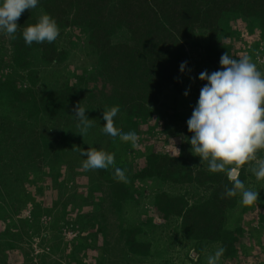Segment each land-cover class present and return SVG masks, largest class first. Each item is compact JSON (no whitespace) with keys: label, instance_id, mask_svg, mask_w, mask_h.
<instances>
[{"label":"rangeland","instance_id":"obj_1","mask_svg":"<svg viewBox=\"0 0 264 264\" xmlns=\"http://www.w3.org/2000/svg\"><path fill=\"white\" fill-rule=\"evenodd\" d=\"M122 1L73 0L62 14H50L43 7L47 0H40L19 18L16 39L0 34V264H207L222 240L230 254L220 264H264V179L251 172L264 160V150L236 173L258 191L259 201L242 206L236 196L224 210L222 226L228 233L221 240L187 236L181 218L162 210L166 196L190 205L210 199L214 183L178 182L176 170L167 171L165 165L155 171L158 176H137L151 153L183 156L193 171L212 173L182 138L191 137L186 121L204 83L198 76L220 67L225 52L234 58L249 56L264 73L260 20L236 11L221 13L213 45L207 29L193 30L184 45L190 71L176 86L164 85L155 102L140 105L132 101V69L116 71L139 45L135 32L125 17L96 18ZM155 10L145 12L148 23L166 26ZM44 13L56 20L60 35L52 43L26 45L23 28ZM137 13L134 18L142 17L143 12ZM139 24L146 31L143 37L151 39L149 27ZM96 41L99 47L92 44ZM78 102L92 120L83 136L72 115ZM113 106L120 109L116 128L139 136L135 147L114 142L101 131L102 113ZM82 149L114 156L127 182L118 181L114 169L85 171Z\"/></svg>","mask_w":264,"mask_h":264},{"label":"clouds","instance_id":"obj_2","mask_svg":"<svg viewBox=\"0 0 264 264\" xmlns=\"http://www.w3.org/2000/svg\"><path fill=\"white\" fill-rule=\"evenodd\" d=\"M40 0H0V34L16 39L21 25L17 22L27 10L37 8ZM26 45L52 43L60 35L56 20L47 13L41 14L34 24H28L21 32ZM220 67L209 73L202 71L198 79L204 82L198 99L186 121L191 137H182L191 146L200 162H207L212 173H225L231 187L225 188L227 197H240L242 206H251L259 201L258 191L252 190L238 178L237 170L249 161L257 160V152L264 150V73L247 55L234 58L225 52L219 60ZM187 61L179 66L183 74ZM190 89L183 95L187 97ZM78 121L80 135H86L92 127L87 109L78 102L72 110ZM120 109L113 106L102 113L101 131L114 142L129 143L135 147L139 136L135 131L123 132L115 126ZM178 151V150H177ZM85 159V171L114 169L115 178L127 182L124 170L115 167V158L100 150L80 151ZM251 172L256 178L264 179V160H260ZM225 249L219 247L209 255L207 264H220Z\"/></svg>","mask_w":264,"mask_h":264},{"label":"trees","instance_id":"obj_3","mask_svg":"<svg viewBox=\"0 0 264 264\" xmlns=\"http://www.w3.org/2000/svg\"><path fill=\"white\" fill-rule=\"evenodd\" d=\"M71 1L47 0L43 7L49 13L55 10L61 11V9H70ZM167 3L168 0H123L119 5L117 3L114 6L105 7L96 17L102 22L107 21V18L114 20L125 17L129 23L128 27L135 32L136 42L139 45L128 64L125 66L118 64L116 71L132 69L133 80L129 81L130 85H134L131 89L132 101L135 100L140 105H147L149 101L155 102L157 93L164 85L172 83L176 86L180 82L184 73H180L179 66L186 61L184 45L191 41L193 30L207 29L210 44L215 43L217 22L221 13L236 11L245 16L256 17L260 20V25L264 30V0H170V3ZM168 5L170 11H168ZM152 7L156 9V15L161 14L165 17L166 26L158 21L153 26L148 23L149 17H145V12L152 10ZM136 11L139 12L137 14L143 12L142 17L134 18ZM60 13L62 14V11ZM105 18L106 20H103ZM139 22L143 23V28L149 27L151 39L143 37L146 31L142 30ZM101 32H98L100 40L103 38ZM142 38L144 41L141 45L139 40ZM92 44L100 46L97 41ZM207 61L214 64L211 56L207 57ZM119 67L123 70H118ZM218 68L216 64L214 69ZM153 158H158L159 162H150ZM166 161L169 163L167 164ZM164 165L167 171L176 170L179 176L178 182H194L198 185L214 183L216 185L212 197L199 204L190 205L183 198L164 196L167 202L166 209H162L164 215L174 214L180 217L181 228L187 236L195 239L221 240L222 234L228 233L222 226L224 210L232 207L236 199V197H227L224 194L225 188L231 187V181L220 173L207 174L202 170L193 171L188 167L183 156L153 153L150 154L146 167L137 176L141 178L154 174L158 176L159 173L155 171ZM171 205L176 207H170ZM228 246L222 240V247L225 249ZM224 254L229 255L230 252L225 251Z\"/></svg>","mask_w":264,"mask_h":264}]
</instances>
